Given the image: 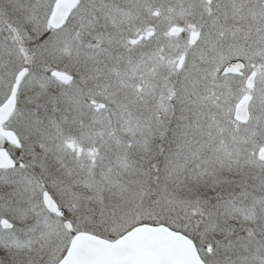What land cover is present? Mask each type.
I'll return each mask as SVG.
<instances>
[{
  "label": "snow or ice",
  "instance_id": "obj_1",
  "mask_svg": "<svg viewBox=\"0 0 264 264\" xmlns=\"http://www.w3.org/2000/svg\"><path fill=\"white\" fill-rule=\"evenodd\" d=\"M0 264H264V0H0Z\"/></svg>",
  "mask_w": 264,
  "mask_h": 264
}]
</instances>
